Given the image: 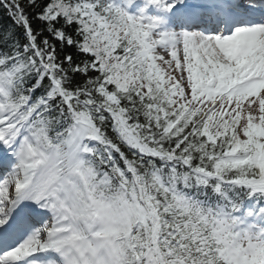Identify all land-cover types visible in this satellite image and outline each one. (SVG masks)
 I'll list each match as a JSON object with an SVG mask.
<instances>
[{"label": "snow or ice", "instance_id": "6c2138e0", "mask_svg": "<svg viewBox=\"0 0 264 264\" xmlns=\"http://www.w3.org/2000/svg\"><path fill=\"white\" fill-rule=\"evenodd\" d=\"M0 264H264V0H0Z\"/></svg>", "mask_w": 264, "mask_h": 264}, {"label": "trees", "instance_id": "16d2710c", "mask_svg": "<svg viewBox=\"0 0 264 264\" xmlns=\"http://www.w3.org/2000/svg\"><path fill=\"white\" fill-rule=\"evenodd\" d=\"M3 23H8V21L5 19V20H3Z\"/></svg>", "mask_w": 264, "mask_h": 264}]
</instances>
